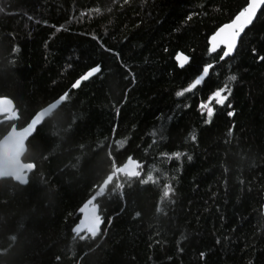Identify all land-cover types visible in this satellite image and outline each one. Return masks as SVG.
Returning <instances> with one entry per match:
<instances>
[{
	"label": "trees",
	"instance_id": "16d2710c",
	"mask_svg": "<svg viewBox=\"0 0 264 264\" xmlns=\"http://www.w3.org/2000/svg\"><path fill=\"white\" fill-rule=\"evenodd\" d=\"M245 4L0 0V96L20 117H0V138L69 93L43 129L47 141L26 143L24 162L37 165L29 183L0 180V264H264V16L231 58L208 48ZM177 52L190 57L184 68ZM206 63L205 82L177 97ZM97 64L100 73L71 87ZM225 84L232 92L209 119L198 105ZM129 156L153 181L129 186L120 174L123 195L111 193L114 180L97 198L101 233L73 232L113 157Z\"/></svg>",
	"mask_w": 264,
	"mask_h": 264
},
{
	"label": "snow or ice",
	"instance_id": "6c2138e0",
	"mask_svg": "<svg viewBox=\"0 0 264 264\" xmlns=\"http://www.w3.org/2000/svg\"><path fill=\"white\" fill-rule=\"evenodd\" d=\"M128 3V0H124ZM115 3V0H113ZM3 11V9H0ZM195 13H189L186 17L187 20H192ZM264 16V0H246V4L242 7L227 23L221 24L215 29L212 35L209 37V52L216 53L220 60H224L226 57L231 58L233 52L237 49L238 41L241 40V34L245 33L249 26L254 27L255 21ZM246 34V33H245ZM107 51H112L107 49ZM253 53H256V49H252ZM222 53V54H221ZM119 56V53H116ZM180 68H184L190 62V57L177 52L174 58ZM257 59L264 61V56H257ZM214 66L211 63H206L202 66V70L183 91H177L175 95L182 97L185 93H189L205 82V78L210 76V69ZM101 65L97 64L91 67L84 74L79 76L78 79L71 85L73 89L78 88L82 81L89 80L95 74L100 73ZM232 81H236L237 77L232 75L230 77ZM232 89L225 84L224 86L217 87L214 91L207 96L206 100H202L198 107L206 112L207 117L210 119L213 117L215 109L213 104L218 106H224L228 100ZM69 98V93L64 92L61 94L53 103L48 104L46 107L41 108L33 115H31L30 121L26 122V126H20L19 128L15 123H12L10 130L0 140V180L3 178H12L19 182L21 185L29 183V172L34 170L37 165L34 162H24L23 157L27 152L26 141L31 144L33 141L45 143L47 137L43 134V129L46 127L48 122L53 119V110L57 109L62 103L66 102ZM0 114H4L6 120H19V112L13 103V100L7 96H0ZM234 111H228L227 115L232 117ZM209 121L206 120L205 123ZM71 125L64 129V132L71 131ZM231 131V130H230ZM54 136H60V130L53 132ZM31 137V140L29 138ZM63 139V137H61ZM192 139L195 140L196 136L193 135ZM182 153L179 151L173 152L169 159L173 157L177 160L180 159ZM111 157V152L109 153ZM47 158V157H46ZM77 164H73L72 167L76 168L79 163V157ZM188 160H191V156H187ZM142 165L138 160H134L132 156H129L127 160L122 164H116L115 158L113 157L112 170L103 178L99 184H94L93 188H98L94 195H91L80 207L79 212L83 215V219L72 229L73 232L79 234L81 231L88 234L89 238L97 237L101 233V226L105 223V218L99 212V204L97 198L105 194L108 186L115 180L116 184L111 189L112 194L123 195L121 191L124 188V184L119 182V175L123 174L124 178L129 182L136 181L140 184H146L149 181H153V176L149 174L147 179L142 178L140 171ZM163 197H169L173 189L171 185H164ZM159 210V209H158ZM137 216L139 213L136 214ZM112 218L108 217V223H111ZM80 240H84L83 235L79 236ZM200 257L205 256L204 252H200ZM60 258L57 257V260Z\"/></svg>",
	"mask_w": 264,
	"mask_h": 264
},
{
	"label": "water",
	"instance_id": "95a60500",
	"mask_svg": "<svg viewBox=\"0 0 264 264\" xmlns=\"http://www.w3.org/2000/svg\"><path fill=\"white\" fill-rule=\"evenodd\" d=\"M249 27H250V26H249ZM211 35H212V34H211ZM241 35H242V34H241ZM238 42H239V41H238ZM209 46H210V44H209ZM208 48H209V47H208ZM234 52H235V51H234ZM234 52H233V54H234ZM233 54H232V56H233ZM87 71H88V70H87ZM83 74H84V73H83ZM78 78H79V77H78ZM78 78H76V79H78ZM90 78H91V77H90ZM90 78H89V79H90ZM74 82H75V81H74ZM74 82H73V83H74ZM82 82H84V81H82ZM82 82H81V83H82ZM4 96H5V95H4ZM53 102H55V100L52 101V102H50V103H53ZM50 103H48V104H50ZM48 104L44 105L42 108L46 107ZM40 109H41V108H40ZM53 111H54V110H53ZM0 117H5V116H4V114H0ZM29 121H30V120H29ZM29 121H28V122H29ZM23 126H26V124L23 125ZM9 130H10V128H9ZM9 130H8V131H9ZM8 131H7V132H8ZM7 132H6V133L0 138V140L3 139V137L7 134ZM25 143H27V141H26ZM30 172H31V171H30ZM30 172H29V173H30ZM9 178H10V177H9ZM9 178H3V179H7V180H8ZM11 179H12V178H11ZM12 180H13V179H12ZM13 181L19 184V182L15 181V180H13Z\"/></svg>",
	"mask_w": 264,
	"mask_h": 264
},
{
	"label": "rangeland",
	"instance_id": "374dc122",
	"mask_svg": "<svg viewBox=\"0 0 264 264\" xmlns=\"http://www.w3.org/2000/svg\"><path fill=\"white\" fill-rule=\"evenodd\" d=\"M81 219H83V215H82V214H81L80 220H81ZM80 220H79V222H80ZM79 222H78V223H79Z\"/></svg>",
	"mask_w": 264,
	"mask_h": 264
}]
</instances>
